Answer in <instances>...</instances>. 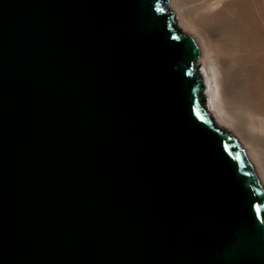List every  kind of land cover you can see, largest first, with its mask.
Here are the masks:
<instances>
[{"label":"water","instance_id":"obj_1","mask_svg":"<svg viewBox=\"0 0 264 264\" xmlns=\"http://www.w3.org/2000/svg\"><path fill=\"white\" fill-rule=\"evenodd\" d=\"M165 0H0V264H264V194Z\"/></svg>","mask_w":264,"mask_h":264},{"label":"bare ground","instance_id":"obj_2","mask_svg":"<svg viewBox=\"0 0 264 264\" xmlns=\"http://www.w3.org/2000/svg\"><path fill=\"white\" fill-rule=\"evenodd\" d=\"M165 1L197 43L213 123L236 139L264 194V0Z\"/></svg>","mask_w":264,"mask_h":264},{"label":"rangeland","instance_id":"obj_3","mask_svg":"<svg viewBox=\"0 0 264 264\" xmlns=\"http://www.w3.org/2000/svg\"><path fill=\"white\" fill-rule=\"evenodd\" d=\"M167 8V7H166ZM168 9V8H167ZM205 99V98H204Z\"/></svg>","mask_w":264,"mask_h":264}]
</instances>
